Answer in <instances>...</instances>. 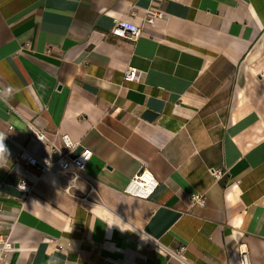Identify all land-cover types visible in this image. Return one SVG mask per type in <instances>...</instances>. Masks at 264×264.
I'll return each instance as SVG.
<instances>
[{"label": "crops", "instance_id": "0c3cea01", "mask_svg": "<svg viewBox=\"0 0 264 264\" xmlns=\"http://www.w3.org/2000/svg\"><path fill=\"white\" fill-rule=\"evenodd\" d=\"M29 123L92 150L68 193ZM0 140V264H264V0H0Z\"/></svg>", "mask_w": 264, "mask_h": 264}, {"label": "built area", "instance_id": "2783aa9c", "mask_svg": "<svg viewBox=\"0 0 264 264\" xmlns=\"http://www.w3.org/2000/svg\"><path fill=\"white\" fill-rule=\"evenodd\" d=\"M163 12L153 8H149L146 12V17L144 19L147 23H152L156 18H162ZM143 26H137L124 21H118L111 28V34L126 38L128 40L135 41L142 34ZM139 76L138 71L134 68H127L123 74L124 81H132L137 79ZM32 136L38 140L47 143L48 155L44 158L39 157L32 153L25 147L17 146L19 149L18 158L25 165L30 166L38 170L40 173L51 171L57 176L61 177L66 186L62 188V191L68 193L70 187H75V181L81 178L82 172L92 157V150L88 147H82L78 152L75 151L79 145L77 141L73 140L67 133H63L60 136L61 145L56 147L55 145L48 142L43 131L35 128L33 124H28ZM70 173V177L66 174ZM210 173L212 176L219 178L221 173L218 170L211 169ZM135 189L131 188L135 196L138 197H148L155 187V180L153 177L143 171L140 176L136 177V181L132 182ZM17 189L21 193V199L25 200L32 193V182L28 179H21L17 183ZM94 191V189H91ZM128 191V190H127ZM136 191V192H135ZM83 201H90L91 196L85 195L82 197ZM190 201L194 205L204 206L206 201L205 197L200 194L193 193L190 195ZM62 248V246H59ZM13 248L12 243L9 240H4L0 242V258L4 252H7ZM169 256H173L180 259L182 264H187L176 251H171L166 249ZM239 252V264H251L249 262L248 256L246 254V247L244 244L238 246Z\"/></svg>", "mask_w": 264, "mask_h": 264}, {"label": "clouds", "instance_id": "9594fccd", "mask_svg": "<svg viewBox=\"0 0 264 264\" xmlns=\"http://www.w3.org/2000/svg\"><path fill=\"white\" fill-rule=\"evenodd\" d=\"M8 91L11 92V89H9ZM4 153H6V148L3 140H0V155H3Z\"/></svg>", "mask_w": 264, "mask_h": 264}]
</instances>
